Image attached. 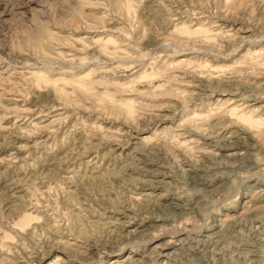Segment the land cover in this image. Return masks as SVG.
I'll return each mask as SVG.
<instances>
[{"label":"rangeland","instance_id":"rangeland-1","mask_svg":"<svg viewBox=\"0 0 264 264\" xmlns=\"http://www.w3.org/2000/svg\"><path fill=\"white\" fill-rule=\"evenodd\" d=\"M0 264H264V0H0Z\"/></svg>","mask_w":264,"mask_h":264},{"label":"bare ground","instance_id":"bare-ground-1","mask_svg":"<svg viewBox=\"0 0 264 264\" xmlns=\"http://www.w3.org/2000/svg\"><path fill=\"white\" fill-rule=\"evenodd\" d=\"M241 118L244 119V120H245V119H248V118H250L251 120H254L253 117H251V116H247V114H245V113L241 115ZM243 133H244V132H243ZM233 142H234V141H233ZM234 143H235V142H234ZM231 144H232V143H231Z\"/></svg>","mask_w":264,"mask_h":264}]
</instances>
